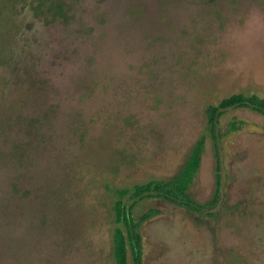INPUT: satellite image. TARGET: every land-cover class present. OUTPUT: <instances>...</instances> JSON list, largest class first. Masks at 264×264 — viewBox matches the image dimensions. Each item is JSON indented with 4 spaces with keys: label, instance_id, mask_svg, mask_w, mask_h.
Returning a JSON list of instances; mask_svg holds the SVG:
<instances>
[{
    "label": "rangeland",
    "instance_id": "obj_1",
    "mask_svg": "<svg viewBox=\"0 0 264 264\" xmlns=\"http://www.w3.org/2000/svg\"><path fill=\"white\" fill-rule=\"evenodd\" d=\"M63 2L65 19L18 8L13 55L0 66V104L14 93L16 107L37 110L41 74L77 86L90 85L95 70L94 102L85 101L79 117L93 122L84 140L54 138L41 151V202L18 208L21 233L9 239L0 226V242L18 249L15 264H113L107 188L174 180L204 135L186 195L211 201L217 163L204 109L232 94L264 99V0ZM19 78L39 80L23 99ZM218 130L221 184L212 215L139 201L135 219L160 211L139 227L143 264H264V117L229 110Z\"/></svg>",
    "mask_w": 264,
    "mask_h": 264
},
{
    "label": "trees",
    "instance_id": "obj_2",
    "mask_svg": "<svg viewBox=\"0 0 264 264\" xmlns=\"http://www.w3.org/2000/svg\"><path fill=\"white\" fill-rule=\"evenodd\" d=\"M24 5L29 6L36 18L42 16L44 19L56 17L65 19L67 17L63 0H0V66H8L12 58L13 44L16 41L15 31L20 26L15 14L18 8ZM81 68L83 69V66ZM91 69L89 66V71ZM94 71L92 70V72ZM92 72L88 79L92 78L95 83L92 80L89 85L82 80L75 86L71 81L62 87L56 77L51 78L49 75L41 74V107L37 110L34 106L31 108L29 105L27 106L28 111H25L21 104L22 108L16 107V100L12 97L14 93L10 94L12 102H7L4 99L0 104V226L6 230L5 234L9 239H11V235L21 233L17 222L14 221L18 220L17 216L22 206L31 204V202L38 201V204L41 202V151L48 152L50 142L54 138L60 140L77 136L84 140L88 135L85 125L88 122L92 123L93 119L92 117L84 119L79 117L86 110L83 107L85 101L86 105L89 102H94L91 95L94 92L97 79L95 80L96 76L94 75L96 72ZM38 81L19 78L14 86H18L16 91H22L21 99L32 91ZM5 82V79H0V83ZM26 86H29L28 89ZM24 87L26 90H22ZM75 87L76 91L80 89V91H90V93L88 95L77 94ZM34 92L36 91L34 90ZM28 98L33 99V104L36 103V95L33 94ZM235 109H246L264 117V99L255 95L232 94L215 105H207L204 109L205 132L212 143L217 163L215 191L211 201L200 204L186 195L187 187L193 181L200 167L206 144L204 135H201L193 144L188 158L174 180L150 179L129 188L112 190L107 188L113 198L111 205L113 264H143L139 227L160 213L157 209H149L142 213L138 219H135L134 207L144 198L161 199L194 213L212 215L219 200L221 184L218 168V141L220 139L218 122L222 115ZM79 130L83 131L76 135ZM15 210L18 212L16 213ZM39 231L41 233V224ZM8 245L0 242V264H15L14 260L17 258L18 249H14L12 244Z\"/></svg>",
    "mask_w": 264,
    "mask_h": 264
}]
</instances>
